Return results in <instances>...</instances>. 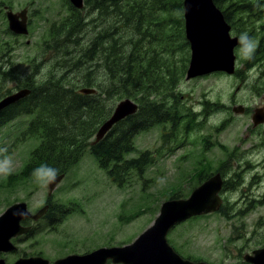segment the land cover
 Segmentation results:
<instances>
[{
  "label": "rangeland",
  "instance_id": "obj_1",
  "mask_svg": "<svg viewBox=\"0 0 264 264\" xmlns=\"http://www.w3.org/2000/svg\"><path fill=\"white\" fill-rule=\"evenodd\" d=\"M259 3L261 12L257 17H247L245 31L236 34L231 28V35L239 40L233 50L238 74L218 71L180 79L173 86L174 94L164 98L166 113L175 110L181 115L176 131H171L175 122L170 121L132 136L133 151L124 158L147 155L149 160H145L141 171L101 167L85 145L78 155L71 154L68 169L60 174L50 191L48 183L38 182L33 175L41 165L29 176L24 171L30 152L41 142L38 136L28 134L29 121L32 123L37 117L40 106L21 109L0 126V214L8 206L22 202L30 212L43 206H46L44 214L49 207L59 212L50 226L52 229L40 218L32 221L30 233L14 238L17 250L0 253L6 263L32 255L53 261L68 253L81 255L102 246L129 243L151 224L160 204L170 199L168 194L174 192L187 197L216 171L226 170L228 180L219 191L220 208L226 205L230 217L215 211L186 219L168 230L167 239L181 255L194 260L208 264H251L243 255L263 247L258 241L264 237V121L253 126L251 120L264 95L261 91L264 53L257 54L261 27H264V0ZM25 7L28 33L16 35L23 33L14 34L9 29L6 11ZM82 13L86 14L87 10L83 9ZM69 15L63 0H0V59L11 62L7 63L11 66L0 70L5 72L0 74L1 99L28 89L22 99L30 96L28 100L33 101L40 98L37 97L42 93L40 90L55 83L78 90L79 81L86 75L83 73L90 76L95 73L103 85L114 79L115 71L103 73L100 61L97 64L95 59L83 61L87 47H74L85 46L87 34L93 37L103 33V23L106 26L114 20L102 17L79 33H71L72 30L52 33L51 29ZM250 29L251 36L247 32ZM53 44H57L59 52L44 46ZM73 48L80 56V63L66 72L60 56L67 53V59L72 57ZM99 55L98 60H102V51ZM64 76L70 84H65ZM30 85L38 86L34 95H30ZM88 88L93 90L95 99L97 95L102 97L105 104L102 110L111 107V112L120 100L118 95L107 94L101 88ZM54 91L58 97L59 90ZM127 98L138 104L135 99ZM240 105L244 108L241 113L236 111ZM88 116L78 118L83 120ZM73 117L68 112L64 119L53 118L58 127L65 123L61 125L65 129L58 133L69 132L67 125ZM61 209H70L71 213Z\"/></svg>",
  "mask_w": 264,
  "mask_h": 264
},
{
  "label": "trees",
  "instance_id": "obj_2",
  "mask_svg": "<svg viewBox=\"0 0 264 264\" xmlns=\"http://www.w3.org/2000/svg\"><path fill=\"white\" fill-rule=\"evenodd\" d=\"M213 1L237 34L238 31L246 30V24L249 22L247 17L259 16L261 12L259 2L263 0ZM83 3L81 9L68 5L70 15L60 21V25L53 27L51 32L58 34L60 30H72L71 33L73 31L79 33L87 28V24L89 26L102 17L104 19L111 17L114 22L107 23L106 26L103 23V33L99 32L93 37L89 33L85 37V46L76 44L74 47H87L83 61L95 59L96 64L100 61L104 68L103 73L105 70L115 71L114 79L109 81V85H103L95 73L91 76L83 73L86 75L79 81L80 88L93 86L103 89L107 94H116L120 99L131 97L137 101L138 110L115 123L104 137L95 141L96 130L110 116L111 107L109 110L106 108L102 110V104L105 105L102 97L97 95L95 99L94 94L79 92L80 88L76 90L55 83L40 90L42 93L37 94V97H40L38 99L29 101L30 96H26L1 109L0 126L15 116L19 110L31 108L36 104L40 106L37 117L32 123L31 120L29 121L28 134L38 136L41 142L30 152L24 167L25 176H29L38 164L56 169L57 175L63 174L69 167L71 154L78 155L79 150L85 145L101 167L111 166L114 170L133 168L141 171L145 166V160H149L147 155L126 160L124 158L125 154L133 151L132 136L155 124L174 121L171 131H176L179 125L180 113L175 110L166 113L164 102L166 97L174 94L173 86L184 78L189 60V45L183 28L182 0H83ZM83 9L87 10L86 14L82 13ZM91 12H94V15H90ZM261 28L263 31L257 47L258 55L264 53V27ZM247 32L251 36L252 29ZM44 46L56 49L58 52L60 50L57 44ZM72 51L73 56L68 59L67 53L60 56L66 72L74 70L80 63L77 50L73 48ZM101 51L103 59L98 60ZM238 72L237 70L235 74ZM2 73L5 72L0 71V74ZM63 79L65 84H70L66 82L65 76ZM24 85H27V82ZM29 87L30 95L38 92V86ZM55 88L59 90L58 97ZM157 90L161 94H158ZM261 91H264V83ZM85 101L88 103H83ZM20 102H22L21 106L18 105ZM68 112L75 116L67 125L69 132L58 133V130L62 132L65 129H61V125L65 123L58 127L53 118L64 119ZM86 114L89 115L87 118L83 120L78 118ZM162 135L167 142L166 133L163 132ZM221 173L227 172L221 170ZM178 195L173 192L167 196L181 197ZM218 212L227 218L230 217L226 205H223ZM55 213L56 210L52 211L49 207L45 216L50 219L45 220L46 223L51 220V223L47 226L54 223ZM258 244L264 247V239H260Z\"/></svg>",
  "mask_w": 264,
  "mask_h": 264
},
{
  "label": "water",
  "instance_id": "obj_3",
  "mask_svg": "<svg viewBox=\"0 0 264 264\" xmlns=\"http://www.w3.org/2000/svg\"><path fill=\"white\" fill-rule=\"evenodd\" d=\"M74 6L81 7L83 0H69ZM184 33L190 45V59L185 71V80L222 71L235 72L234 47L238 44L237 36L230 35V25L213 0H183ZM8 27L15 33H27L24 11L17 13L6 11ZM20 18V19H19ZM93 91L82 88L81 92ZM28 89H20L0 100V109L24 97ZM240 105L236 109L243 112ZM137 104L129 98L121 100L96 132V141L117 121L135 113ZM252 125L264 121L263 104L255 107L251 116ZM62 175L48 183L50 191ZM222 178L219 172L211 175L201 185L195 187L185 198H173L163 201L152 223L140 232L131 242L119 246L99 247L91 252L79 255L69 254L56 259L54 264H207L203 261L183 259L173 250L166 240L168 230L177 223L195 215H202L219 210L222 198L219 194ZM46 206L32 213L25 203H16L0 214V252L15 249L11 237L26 233L28 226H20L24 218L38 219ZM251 264H264V247H258L243 255ZM0 264H6L0 258ZM11 264H49L42 256L19 257Z\"/></svg>",
  "mask_w": 264,
  "mask_h": 264
},
{
  "label": "flooded vegetation",
  "instance_id": "obj_4",
  "mask_svg": "<svg viewBox=\"0 0 264 264\" xmlns=\"http://www.w3.org/2000/svg\"><path fill=\"white\" fill-rule=\"evenodd\" d=\"M65 2V4H67V6L68 5H70V6H73L75 9H81V8H76L70 1H64ZM83 5H84V3H83ZM7 9H9V8H7ZM68 9V8H67ZM12 12H14V13H17V12H20V11H24V13H25V15H26V24H27V14H26V12H27V8L25 7V8H22L21 10H17V11H13L12 9H10ZM69 11V10H68ZM20 19V18H19ZM65 19V18H64ZM63 19V20H64ZM13 33V32H12ZM27 33H28V28H27ZM14 34H15V32H14ZM16 35H26V34H16ZM1 55L2 56H4V54L1 52ZM1 60V64H0V69H2V68H8V66H11V65H8V64H11V62H3L2 61V59H0ZM8 63V64H7ZM82 88H88V87H82ZM82 88H80L79 89V92H81V89ZM82 93V92H81ZM84 94H93V91H91V92H87V93H84ZM1 99V98H0ZM22 99V98H21ZM19 101V100H18ZM17 102V101H16ZM20 103H22V102H20ZM20 103H18V104H20ZM83 103H88V102H83ZM44 205V204H43ZM42 205V206H43ZM61 210H63V209H61ZM64 212L65 211H67V212H69V214L71 213V211H70V209H66V210H63ZM57 213H59L58 211L53 215V218L55 219L56 218V214ZM62 213V212H61ZM46 214H43L42 215V217L41 218H43V221H46L45 219H50L49 217H46L45 216ZM60 215V214H59ZM38 220H40V219H38ZM51 220H48L47 221V224H49V223H51L50 222ZM54 222V221H53ZM21 223L22 224H24V225H32V220H30V219H25V220H22L21 221ZM14 239V238H13ZM262 240L264 239V237L263 238H261ZM14 240H16V239H14ZM36 254H38V253H36ZM49 260V259H48ZM197 260V259H196ZM49 262H50V264H51V261L49 260ZM10 264V263H9ZM107 264H110V261H108V263Z\"/></svg>",
  "mask_w": 264,
  "mask_h": 264
},
{
  "label": "clouds",
  "instance_id": "obj_5",
  "mask_svg": "<svg viewBox=\"0 0 264 264\" xmlns=\"http://www.w3.org/2000/svg\"><path fill=\"white\" fill-rule=\"evenodd\" d=\"M241 39L243 40L246 38L242 37ZM33 175L36 176L38 182H43V184L46 185L47 183L53 182L55 180L57 170L42 165L40 168L34 171Z\"/></svg>",
  "mask_w": 264,
  "mask_h": 264
},
{
  "label": "bare ground",
  "instance_id": "obj_6",
  "mask_svg": "<svg viewBox=\"0 0 264 264\" xmlns=\"http://www.w3.org/2000/svg\"><path fill=\"white\" fill-rule=\"evenodd\" d=\"M183 1V0H182ZM214 3V1H213ZM215 4V3H214ZM216 6V5H215ZM217 7V6H216ZM218 8V7H217ZM219 9V8H218ZM114 19V18H113ZM183 28H184V17H183ZM184 36H185V33H184ZM186 38V37H185ZM187 40V39H186ZM188 41V40H187ZM188 45H189V42H188ZM189 59H190V45H189ZM188 63H189V60H188ZM188 67V65H187ZM187 69V68H186Z\"/></svg>",
  "mask_w": 264,
  "mask_h": 264
}]
</instances>
